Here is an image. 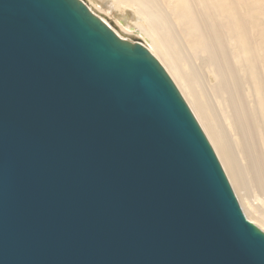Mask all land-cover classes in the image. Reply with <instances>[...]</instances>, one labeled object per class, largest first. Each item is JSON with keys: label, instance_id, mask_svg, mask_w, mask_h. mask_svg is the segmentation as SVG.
I'll use <instances>...</instances> for the list:
<instances>
[{"label": "water", "instance_id": "water-1", "mask_svg": "<svg viewBox=\"0 0 264 264\" xmlns=\"http://www.w3.org/2000/svg\"><path fill=\"white\" fill-rule=\"evenodd\" d=\"M0 264H264L165 68L83 0H0Z\"/></svg>", "mask_w": 264, "mask_h": 264}, {"label": "bare ground", "instance_id": "bare-ground-1", "mask_svg": "<svg viewBox=\"0 0 264 264\" xmlns=\"http://www.w3.org/2000/svg\"><path fill=\"white\" fill-rule=\"evenodd\" d=\"M111 3L139 17L138 29L147 42L143 45L164 66L198 119L245 216L264 229V41L257 38L250 8L245 19L244 13L236 14V0H174L167 7L156 0ZM120 23V31L128 32L129 26ZM224 40L236 70L227 62ZM238 73L248 80L244 93L255 97L250 107L237 88Z\"/></svg>", "mask_w": 264, "mask_h": 264}, {"label": "rangeland", "instance_id": "rangeland-1", "mask_svg": "<svg viewBox=\"0 0 264 264\" xmlns=\"http://www.w3.org/2000/svg\"><path fill=\"white\" fill-rule=\"evenodd\" d=\"M83 1L88 5L89 8H91L92 11H94V13L99 18H101V20H103V22L108 24V26L111 27V29H113V31L116 34H117V32L120 31V28L118 26L122 25L120 23V21H123L124 27L127 28L129 26L128 27V28H130L129 31H128L129 33L127 31H124V32L120 31L119 32V34H120L119 36L121 38H124V39H127V40H136V41H140L142 44H147L146 39L140 34V31L138 29V24L141 25L142 22L140 21L139 17L133 12L132 9H126L125 11H121V10L118 11L117 8H115L113 6V4L111 3V0H83ZM156 1L158 2L159 6H162V7H165V6L167 7L168 3L174 2V0H156ZM224 1L227 3L228 1H231V0H224ZM239 3H242L244 5V8H245L244 11L240 8ZM236 5L238 6V9L236 7V14L238 16H241L244 13L245 19H246V15L248 14V9L250 8L251 14H252V16L254 18V26H255V29L257 31V38L258 39H262V41H264V0H238V1L236 0ZM214 20L217 23L222 22V21H220V20H218L216 18ZM135 31H136V33H135ZM224 49H225V52H226V58H227L228 64L231 65L232 69L236 70L237 69V63L234 64V63H232L230 61L231 56L229 55L230 53L228 51V46L226 44V40H224ZM156 59L158 60V58H156ZM238 66H239V70L242 69V67H241L242 65L238 64ZM238 74H237V77L234 78L237 81V88L240 91V94L243 97V100L245 99L244 100L245 105L248 104V106L250 107V104L252 103V99L254 100L255 97H252L253 95L251 96L250 94L248 95V93H244L245 89L248 88V80H247V78L246 79H242V75L240 73H238ZM172 81L174 82L173 79H172ZM175 85H176V83H175ZM176 87H177V85H176ZM177 89L179 90L178 87H177ZM179 92H180V90H179ZM181 95H182V93H181ZM182 97H183V95H182ZM183 99L185 100L184 97H183ZM185 102L187 103L186 100H185ZM246 102H248V103H246ZM249 102H251V103L249 104ZM187 105H188V103H187ZM188 107H189V105H188ZM189 109L193 113L192 109L191 108H189ZM193 115H194V113H193ZM194 117L197 120V122L199 123V121H198V119L196 118L195 115H194ZM200 127L202 129L201 125H200ZM202 131H203V133L206 136V133L204 132L203 129H202ZM207 139H208V137H207ZM208 141L210 143L209 139H208ZM212 148H213V150H215L213 146H212ZM214 152L217 155L216 151H214ZM217 158H218V155H217ZM219 162H220V159H219ZM221 165H222V163H221ZM222 167H223V165H222ZM223 170H224V167H223ZM225 174H226V172H225ZM226 176L228 178L227 174H226ZM228 180H229V178H228ZM229 183H230V181H229ZM231 187H232V189H233V191H234V193H235V195L237 197V201L239 202V205H240V200L238 199V195L236 193V189L232 186V184H231ZM240 207H241V205H240ZM241 209H242V207H241ZM242 211H243V209H242ZM254 225H256V224L254 223ZM259 229H261V228H259ZM261 231L264 232V229L262 228Z\"/></svg>", "mask_w": 264, "mask_h": 264}]
</instances>
